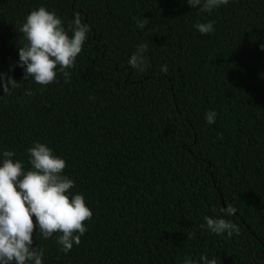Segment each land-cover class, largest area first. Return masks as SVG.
Masks as SVG:
<instances>
[{
  "label": "trees",
  "instance_id": "trees-1",
  "mask_svg": "<svg viewBox=\"0 0 264 264\" xmlns=\"http://www.w3.org/2000/svg\"><path fill=\"white\" fill-rule=\"evenodd\" d=\"M39 7L70 36L76 13L89 25L68 82L58 71L47 86L22 80L18 29ZM209 21L213 33L195 28ZM144 43L150 66L139 72L128 60ZM262 44L264 0L211 13L187 0H0V73L19 83L10 94L0 87V154L12 151L27 171V149L45 144L93 213L67 253L59 233L45 240L34 230L42 264H202V255L264 264ZM229 204L237 211L226 216ZM204 216L240 232L217 236Z\"/></svg>",
  "mask_w": 264,
  "mask_h": 264
},
{
  "label": "clouds",
  "instance_id": "clouds-1",
  "mask_svg": "<svg viewBox=\"0 0 264 264\" xmlns=\"http://www.w3.org/2000/svg\"><path fill=\"white\" fill-rule=\"evenodd\" d=\"M228 2L187 0L192 8L200 7L201 11L209 13ZM147 22L146 18L137 19V26L144 28ZM195 28L201 34L215 31L213 21L197 22ZM18 30L25 41L18 50V66L24 70L22 80L31 78L35 83L47 86L56 81L58 71L65 82L70 81L71 74L67 69L75 66L90 31L79 13L71 22V36L63 27L62 19L45 7L32 10ZM261 48L264 50V44ZM147 50V43L137 45L128 60L131 68L144 72L150 66L145 55ZM161 71L166 73L167 66H162ZM0 87L4 94H10V89L19 87V83L7 73H0ZM25 94L32 95V92L26 90ZM216 115L215 111H208L207 123L213 124ZM27 152L31 165L27 171L23 169V161L12 159V151L0 154L3 156L0 163V264H42L44 249L34 246V230H38L45 240L59 233L57 244L61 251L69 252L74 244L81 243V236L87 231L84 222L93 215L86 206L84 195L71 193L75 185L72 179L63 175L64 159L39 142H35ZM221 211L231 216L237 209L229 204L226 210ZM203 219L206 223L201 227L217 236L226 233L231 238L240 232L231 220L212 216H204ZM200 260L202 264H217L216 259H208L207 255H202ZM183 264H194V261L185 258Z\"/></svg>",
  "mask_w": 264,
  "mask_h": 264
}]
</instances>
